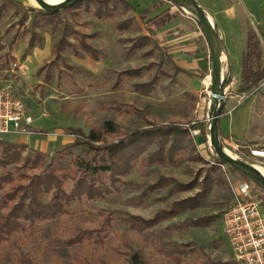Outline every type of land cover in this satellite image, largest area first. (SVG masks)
<instances>
[{"label": "rangeland", "instance_id": "obj_1", "mask_svg": "<svg viewBox=\"0 0 264 264\" xmlns=\"http://www.w3.org/2000/svg\"><path fill=\"white\" fill-rule=\"evenodd\" d=\"M12 1L22 2L25 7L9 2L0 19V88L12 84L32 117L31 126L46 133L7 134L0 139L26 145L24 155L43 152L52 169L65 176L68 192L73 188V177L82 172L81 162H87L94 154L83 145H70L75 136L69 127H81L89 134L101 128L105 120H113L118 132L105 137V142L111 143L134 129L197 120V103L192 91L186 89V76L177 71L166 51L153 38L151 41L140 39L145 33L141 18L144 10L138 2L134 9L132 0L130 3L87 1L53 18L39 14L43 9L38 3ZM99 9L103 10L101 14ZM251 9L253 22L245 30H261L260 11L255 1ZM61 22L87 34L84 39L101 50V58L93 59L83 51L79 34L76 37L72 33L69 39L74 47L66 45L57 57L52 46L61 36ZM33 32L42 41L30 48ZM243 44L244 41L227 40L235 76L241 73ZM77 49L81 54H77ZM16 63L20 67L16 68ZM126 70H137V73L123 74ZM233 87L237 90V84H231L227 94ZM244 95L257 96L254 125L264 143V84ZM209 110L210 105L204 116L207 129ZM195 142L189 143L177 163L147 165L138 158L133 161L130 172L116 186H111V192L104 197L74 198L56 218L37 219L32 227L18 230L10 240L0 243V264H19L22 253L44 264H122L128 245L142 251L151 264H200L209 259L233 264L222 218L234 199V190L247 178L228 163L222 166L210 141L209 155L201 154ZM222 143L231 154L264 173V163L251 152L261 146L247 142L236 150L231 143ZM43 170L44 167L23 171L33 175L42 174ZM161 177L168 181H162L158 189H148ZM102 179L111 185L107 174ZM18 182L26 184L28 180ZM184 184H192L193 188L182 189ZM254 185L264 204V190ZM203 187L207 192L201 199V207L185 210L156 227L140 231L126 221L130 214L152 218L174 202L195 196ZM2 198L3 191H0V212L5 210ZM44 200L48 201L49 195ZM212 215L215 219L208 226L193 225L195 219ZM107 216H110L109 222L105 219ZM101 225L104 226L102 234H108L104 240L94 235L82 244L66 243L80 228L95 229Z\"/></svg>", "mask_w": 264, "mask_h": 264}, {"label": "trees", "instance_id": "obj_2", "mask_svg": "<svg viewBox=\"0 0 264 264\" xmlns=\"http://www.w3.org/2000/svg\"><path fill=\"white\" fill-rule=\"evenodd\" d=\"M87 1L93 0H80L57 12L39 10L38 13L44 16L58 18L63 11L76 8L81 3ZM95 1L105 3L110 0ZM124 1L130 3V0ZM9 2L18 6H24L19 1L3 0L0 5V19ZM101 11L103 10L99 9L98 14H101ZM150 14V10H145L141 18L146 20L150 17ZM160 15L147 20V23L157 19ZM27 19L28 16H26ZM124 22L121 24L123 25ZM33 23L35 25L38 24L36 19ZM61 23V36L58 42L52 46V50L56 53L57 57L61 55L66 45L74 47L75 44L69 39L72 33L75 36L79 34L78 39L83 51L88 53L93 59L99 60L101 58V50L89 44L84 39L87 34L69 28L66 23ZM122 27L119 26V28ZM68 30L71 31L68 32ZM140 37L142 40H152V37L148 35ZM38 41H42V37H39L36 32H33L29 41V47H36ZM141 45H145V43ZM77 54H81L78 49ZM42 69L40 70L42 71ZM122 73L135 74L137 70H126L122 71ZM263 80L264 46L257 31L255 29H249L242 56L240 83L236 92H254L255 88ZM140 87H143V84ZM223 112L224 107L222 109ZM193 120H190L188 123L191 124ZM190 128H200L201 132L205 135L208 132L207 124L204 120H196V123L190 127L185 125V123L153 124L152 127L134 129L117 141L106 143L105 137L107 135L118 132V127L113 120H105L101 128L94 129L89 134L81 127H69L68 130L75 136V140L70 145H83L89 152L94 151L90 160L81 162L83 166L82 172L78 176L73 177L74 185L69 192L65 188V176L52 169V163H47V156L43 152H36L34 155L29 153L24 155L23 153L27 149L26 145L0 139V169L3 171L0 173V191H3L2 201L5 207V210L0 212V243L10 240L18 230H25L26 226L32 227L37 219L56 218L59 214L66 211L65 205L70 203L74 198H81L83 196H86L88 199L104 197L111 192V186H116V183L121 181L122 177L130 172L133 161L138 158H141V161L147 165L177 163L183 157L184 150L189 146V143L193 141L190 136ZM28 130L46 133V131L33 126H28ZM216 157L220 162L226 163L217 154ZM40 167H44L42 174L30 175L23 171L25 169H38ZM78 167L80 168V163ZM103 174L108 175L111 185L103 181ZM245 177L248 181H251L247 176ZM24 179L28 180L26 184L18 182ZM163 179L165 178L161 177L157 182L149 185L148 189H158ZM165 181L168 180H164L163 182ZM192 186V184H184L181 185V188H193ZM205 192L207 191L203 187L195 196L174 202L173 206L169 209L159 210L152 218H144L140 215L130 214L126 221L135 230L145 231L149 228L156 227L162 221L170 219L185 210L202 206L201 199L206 196ZM46 195H49L48 201L44 200ZM109 217L107 216L105 218L107 222L110 221ZM214 219L215 216L213 217V215L203 216L195 219L193 225L208 226ZM103 230V225L95 229L80 228L77 234L69 238L66 243L71 246L82 244L85 239H92L94 235L104 240V237L108 234H102ZM19 264L44 263L34 261L29 255L22 253ZM122 264H151V262L142 251L128 245L124 252V261ZM200 264H220V262L209 259Z\"/></svg>", "mask_w": 264, "mask_h": 264}, {"label": "crops", "instance_id": "obj_3", "mask_svg": "<svg viewBox=\"0 0 264 264\" xmlns=\"http://www.w3.org/2000/svg\"><path fill=\"white\" fill-rule=\"evenodd\" d=\"M197 1L216 24L229 54L227 40L244 41L242 54L244 52L247 33L250 29L245 30V26L253 22L251 8L255 1L260 11L258 19L261 20L260 25L262 26L261 30H255L264 46V0ZM135 2H138L137 4L142 11H151L148 19H142L145 29L144 35L152 37L154 42L166 51L177 71L186 76V89L192 91L191 94L194 95V101L197 103V117L195 119L207 122L204 116L209 106L208 99L210 96L206 97L205 94L209 95L211 91L212 63L210 46L199 23L190 14L181 11L182 8L170 0H132L134 9L137 8ZM157 15L160 16L147 23V20ZM225 63L228 65L226 59H224V65ZM232 63L234 79L231 84H237L238 88L241 73L239 76H235L233 59ZM231 91L226 95L224 112L219 118L220 138L224 143H231L234 147L236 145L244 147L243 144L247 142L253 143V146H261L260 149H251V152L260 162L264 163V143L258 138L259 132H257L256 124L254 125L257 96L245 97V93H237L234 87ZM197 129L200 130V128ZM190 136L192 140L196 141L195 147L200 153L209 155L211 147L208 132L205 135L200 130L197 135L192 136L191 134ZM230 252L232 255L231 248Z\"/></svg>", "mask_w": 264, "mask_h": 264}, {"label": "built area", "instance_id": "obj_4", "mask_svg": "<svg viewBox=\"0 0 264 264\" xmlns=\"http://www.w3.org/2000/svg\"><path fill=\"white\" fill-rule=\"evenodd\" d=\"M15 67L20 65L16 63ZM263 84L264 81L258 87ZM210 94L211 91L209 96ZM32 122L25 102L14 92L12 84L0 88V138L7 134L33 133L28 130ZM195 123L196 120H193L191 124L185 125L190 127ZM190 129L192 136L200 131L197 128ZM235 148L239 149L240 145ZM263 205L253 182L246 180L238 184V188L234 190V199L222 218V230L232 251L233 264H264Z\"/></svg>", "mask_w": 264, "mask_h": 264}, {"label": "water", "instance_id": "obj_5", "mask_svg": "<svg viewBox=\"0 0 264 264\" xmlns=\"http://www.w3.org/2000/svg\"><path fill=\"white\" fill-rule=\"evenodd\" d=\"M36 1L44 11L57 12L80 0H63L58 4H51L46 0ZM170 1L186 10L196 19L210 46V58L212 63L208 124L210 143L215 153L222 161H225L234 168L238 169L251 181L264 190V173L257 166L244 159L237 158L229 153L224 147L220 138L219 118L222 115V109L225 105L227 89L230 87L234 79V66L225 41L219 34L214 21L210 18L206 10L198 3L197 0ZM224 59H226L228 64L227 71H225Z\"/></svg>", "mask_w": 264, "mask_h": 264}, {"label": "bare ground", "instance_id": "obj_6", "mask_svg": "<svg viewBox=\"0 0 264 264\" xmlns=\"http://www.w3.org/2000/svg\"><path fill=\"white\" fill-rule=\"evenodd\" d=\"M33 5L35 4V5H38V4H36L37 2H34V1H31V0H29ZM47 2H49V3H51V4H58V3H60V2H62L63 0H46ZM208 78H209V76H208ZM207 78V79H208ZM210 79V78H209ZM208 82V81H207ZM208 84V83H207ZM229 153H230V151H228Z\"/></svg>", "mask_w": 264, "mask_h": 264}]
</instances>
